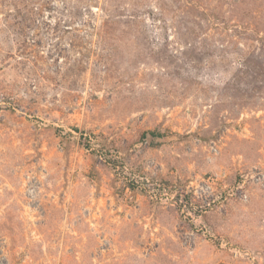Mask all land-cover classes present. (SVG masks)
Wrapping results in <instances>:
<instances>
[{"label": "rangeland", "instance_id": "rangeland-1", "mask_svg": "<svg viewBox=\"0 0 264 264\" xmlns=\"http://www.w3.org/2000/svg\"><path fill=\"white\" fill-rule=\"evenodd\" d=\"M0 264H264V0H0Z\"/></svg>", "mask_w": 264, "mask_h": 264}]
</instances>
